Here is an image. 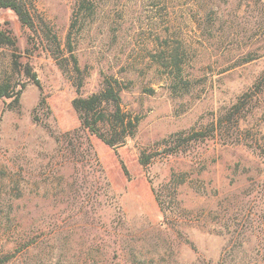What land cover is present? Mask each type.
Listing matches in <instances>:
<instances>
[{
    "label": "rangeland",
    "instance_id": "rangeland-1",
    "mask_svg": "<svg viewBox=\"0 0 264 264\" xmlns=\"http://www.w3.org/2000/svg\"><path fill=\"white\" fill-rule=\"evenodd\" d=\"M21 1L0 79L14 52L39 84L0 101V264H264V0ZM107 77L139 116L116 148L72 105Z\"/></svg>",
    "mask_w": 264,
    "mask_h": 264
},
{
    "label": "trees",
    "instance_id": "trees-1",
    "mask_svg": "<svg viewBox=\"0 0 264 264\" xmlns=\"http://www.w3.org/2000/svg\"><path fill=\"white\" fill-rule=\"evenodd\" d=\"M0 7L11 9L18 21L28 28L33 26V19L25 4L21 0H0ZM0 45L10 49L15 48V39L4 30L0 29ZM11 72L0 79V101L11 98L17 101L23 88L27 83L39 84V81L29 65H22L16 53L11 54ZM81 82L78 83V88ZM120 82L112 77L104 79L102 89L87 96H76L72 105L79 118L80 130L99 138L104 144L111 148L122 146L132 138L139 123V116L125 112L121 107L120 92L122 90ZM247 94H244V97ZM236 105L240 112L242 107ZM234 118V114L230 116ZM237 123V119L235 120ZM221 122V120H220ZM202 131L189 133L187 136L177 135L173 137L175 144H181L191 140H198L205 137ZM172 139V137H171ZM58 144L66 154L75 158L74 160L82 166L81 157L91 147L88 142H84L82 134L77 130L66 132L58 138ZM94 163L95 154L91 151ZM150 154L142 153L140 163L147 165L151 159Z\"/></svg>",
    "mask_w": 264,
    "mask_h": 264
}]
</instances>
